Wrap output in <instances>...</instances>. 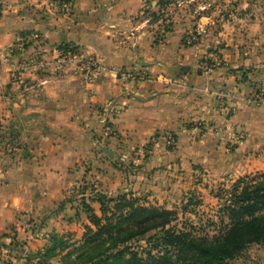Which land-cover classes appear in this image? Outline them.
Instances as JSON below:
<instances>
[{"label":"crops","instance_id":"1","mask_svg":"<svg viewBox=\"0 0 264 264\" xmlns=\"http://www.w3.org/2000/svg\"><path fill=\"white\" fill-rule=\"evenodd\" d=\"M152 3L74 0L64 14L56 0H4L1 50L17 54L19 43L27 42L29 52L58 53L67 45L82 57L96 56L104 70L88 84L45 80V97L14 102L17 85L0 58V120L11 121L17 106L28 108L32 124L14 149L22 157H0V169L8 170L0 174V235L18 230V240L26 235V247L34 250L49 247L50 235L65 228L78 230L82 212L64 194L78 181L94 186L83 188L80 202L100 215L98 193L116 196L135 187L157 194L176 186L168 177L181 167L205 169L222 181L264 171V102L254 101L257 88H264V39L251 42L224 22L225 30L212 35L207 26L208 36L188 47L184 39L192 25L177 13L170 31L156 33L142 16ZM160 24L157 29H164ZM139 71L146 80L123 77ZM169 133L177 139L173 151L166 148ZM151 142L145 170H156L131 181L121 164ZM9 151L0 143V155ZM30 219L40 221L35 234L22 229Z\"/></svg>","mask_w":264,"mask_h":264},{"label":"rangeland","instance_id":"2","mask_svg":"<svg viewBox=\"0 0 264 264\" xmlns=\"http://www.w3.org/2000/svg\"><path fill=\"white\" fill-rule=\"evenodd\" d=\"M63 1H70L73 3L74 0H56L58 8L60 9L59 12L68 14L72 6L69 10L62 9L61 3ZM152 2L151 8L149 10L147 9V13H145L146 8L143 11V18H146L157 31L156 33H159L160 31H170L173 28L174 23L171 21L175 19L178 13L180 16L179 19L183 20L182 23H187L188 21L192 25L191 30L188 31L190 34H186L184 39V43L188 47L197 45L202 39L208 36L209 30L207 26L211 27L210 30L212 35L218 34L220 30H225L226 28H222L221 26L224 22L227 24L231 23L232 31H237L240 32L241 35L249 36L247 39L249 41L252 40L254 42L264 39V0H152ZM168 8H171V11L166 12ZM209 21L210 23H208ZM165 22L167 23L164 24ZM157 23L164 24L162 26H165V28L161 30L157 29L159 25H157ZM204 23L208 24L201 25ZM200 27L206 28L207 32L201 36L197 42L195 41L194 45H189L187 40L192 35H196ZM253 28L256 30H252ZM38 38L39 36L34 35L35 40H38ZM65 47H68L66 51L64 50ZM16 49L18 53H11V55L6 50L3 51L0 49V58L9 65L11 80L17 85L11 95V98H16L14 102L45 97L44 94L46 90L43 89V82L45 80L54 82L56 85L59 81V83H61L65 81L66 78L68 79L70 77L72 81L88 84L92 83L97 78L90 76L91 74L82 67V63L74 59V56L78 55L82 57L83 55L81 51H77L76 47L67 45L60 46L58 48V53L43 50L29 52V49H27V42H21ZM68 52H70V55L64 60ZM89 57L97 59L93 54L87 56V58ZM87 58L83 57L82 59ZM263 89V87L257 88L255 92L254 101L257 102V105H262L264 102ZM257 96L261 98V101H256ZM14 108L10 113L11 121L6 122L0 120V143H4V146L10 145L11 147V151H9L11 152L10 154L6 153L4 156L0 155V157H11L13 160L22 157L21 153L14 150L18 148L21 141H23V139H19L20 133H26L28 129L31 130L32 126V124L30 126L29 123L30 114L27 112L28 108L22 110L17 106ZM244 133L245 132H241L239 134V140L245 139L246 135ZM7 134L9 136H7ZM151 145H153L152 142L145 145L142 148L141 154H138L139 149L137 148L128 156L130 161L125 159L121 164V168H125L124 170L128 172L126 176L131 178V181L135 180L133 177L138 175V173L145 178L149 175L150 178L151 174L156 170H145L146 163L148 162L147 160H149L153 153V147H150ZM166 148L173 151L176 147L171 148L166 144ZM16 153L18 154L16 155ZM131 161L132 163H130ZM133 161L137 162L134 163ZM163 171H166V169ZM1 172L7 173L8 170L3 168L2 170L0 169V174ZM262 172L264 171L245 174L240 178L255 176ZM168 178L172 180L169 183H171V185H176L175 187H170L167 190V186H165L163 191L157 194L152 193V188H150L151 190H140V193L143 198L147 200L149 205L176 211L181 225L182 223L198 225L199 218L203 216L204 212L205 215L213 214V211L216 210L221 203L218 195L220 187L225 185L226 188L231 187L240 179L231 178L230 180L225 179L222 181L215 178L209 171L196 168L195 166L186 169L181 167L174 176H169ZM156 179L161 180V178ZM84 181L85 180L78 181V184L70 188L68 186L64 189L65 199L73 200L75 204H77L76 209L78 215L82 212L79 219L82 225L78 230L74 227L73 230L65 228L63 232L58 234L69 244H80L86 232L85 228L88 225L85 224L88 215L83 214L85 211L80 200L81 195L84 193L83 188L87 189L91 186L94 188V186L91 184L87 185ZM133 188L136 189L135 187ZM122 191L123 190L120 192ZM61 203L62 202L57 203L54 209H60ZM74 213L75 211L72 212V215H74ZM204 219L206 218L204 217ZM39 225L40 221L36 222V220L30 219L25 221L22 229H26V231L29 229L30 234L31 231L32 234H35L38 231ZM18 239V230L16 231L15 229L10 231L9 234L0 235V264H39L41 260H39L40 257L38 253L45 251L46 248H35L34 250H30V248L26 247L28 241L26 235L25 239L22 241ZM73 248L74 247H72L71 250ZM67 252V250L58 251L57 256L50 259L47 264H72V261H67ZM70 259H75V256ZM233 264H264V251H260L257 246H253L249 249L244 258L235 261Z\"/></svg>","mask_w":264,"mask_h":264},{"label":"trees","instance_id":"3","mask_svg":"<svg viewBox=\"0 0 264 264\" xmlns=\"http://www.w3.org/2000/svg\"><path fill=\"white\" fill-rule=\"evenodd\" d=\"M218 195L213 214L204 212L198 225H181L176 211L149 205L134 188L116 196L98 193L100 215L82 202L90 222L82 242L50 235L39 264L62 250L72 264H233L251 247L264 248V172L220 187Z\"/></svg>","mask_w":264,"mask_h":264},{"label":"built area","instance_id":"4","mask_svg":"<svg viewBox=\"0 0 264 264\" xmlns=\"http://www.w3.org/2000/svg\"><path fill=\"white\" fill-rule=\"evenodd\" d=\"M72 6V3L69 1H63L61 3V8L64 10H69ZM4 13V0H0V19L2 18ZM207 32L206 28L200 27L196 33V35H192L188 40L187 43L189 45H194L195 41L197 42L201 36H203ZM68 55H70V52L66 53L64 60L68 58ZM70 58V57H69ZM83 57L80 56H74L75 60H79L78 62L82 63V67L85 68L93 77H98L104 70V67L101 65V63L95 59L94 57H89L87 59H82ZM84 60V61H83ZM126 79H132L134 81H144L147 79V74L144 72H126L123 75ZM261 101V98L259 96L256 97V101ZM165 142L168 147L175 148L177 147V139L175 136L171 133L167 134L165 137Z\"/></svg>","mask_w":264,"mask_h":264}]
</instances>
